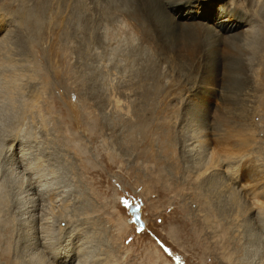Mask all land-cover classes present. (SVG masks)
<instances>
[{"label": "rangeland", "instance_id": "rangeland-1", "mask_svg": "<svg viewBox=\"0 0 264 264\" xmlns=\"http://www.w3.org/2000/svg\"><path fill=\"white\" fill-rule=\"evenodd\" d=\"M243 1L257 29L228 51L147 0L130 37L105 0H0V45L23 72L5 94L0 64V264L65 251L78 264H264V8ZM217 3L189 9L213 27L228 8ZM108 29L117 44L102 51ZM90 66L106 92L90 88ZM228 165L255 198L225 182ZM35 174L46 193L34 215Z\"/></svg>", "mask_w": 264, "mask_h": 264}, {"label": "bare ground", "instance_id": "bare-ground-1", "mask_svg": "<svg viewBox=\"0 0 264 264\" xmlns=\"http://www.w3.org/2000/svg\"><path fill=\"white\" fill-rule=\"evenodd\" d=\"M140 0H105V3L110 11V13H112V17H114L117 22H120L121 20H123L124 22V25L123 27H119L117 28V31L118 29H120V31L123 32L124 35L130 37L132 35V33L135 31V28L133 27L134 24L137 22L138 24H140L142 22V16L140 15V3H139ZM148 2H150L152 4V8H154L155 10H164L165 8L168 9L169 11H172V8L173 9V12H171V14L173 15L171 18L170 16L168 15L167 16V19H166V22L167 23H170L172 25V27H175L176 28V31L177 32H181V33H185V34H188L189 32H192L194 34H198L196 36L200 37L201 36V31L202 29L206 30V33H208L211 38V42L212 44L214 45V47H218L221 46L223 48H225L226 50L228 51H234L235 49L238 48V45L241 41H243V44L247 42V40L249 39L250 35L252 33H254V31L257 29L256 27V23L253 21V19L255 17L252 16V14L250 13V11L248 10L246 4L244 3L243 0H218V3H217V7H220L221 6H224L226 5L228 8L226 9H220L217 11V18L215 19V25L213 27H208L206 25H202L201 23H199L198 21H195V20H199L196 16L194 15L193 11L190 10L189 8H193L195 6H199V5H206V3H208L210 0H147ZM259 3L263 6L264 8V0H258ZM163 7H162V6ZM208 5V4H207ZM165 7V8H164ZM159 8V9H157ZM89 9V8H88ZM264 11V10H263ZM82 15V14H81ZM111 15V14H110ZM227 16H232L234 17L235 19H237V22H234L233 20L230 21V22H223L222 18L223 17H227ZM111 17V16H110ZM78 18V17H77ZM81 18V17H80ZM113 18V20H114ZM172 19V20H171ZM254 20H259V18H255ZM90 21V20H89ZM164 20H162L163 22ZM262 21V20H261ZM108 22H110V25L115 28V23H117L116 21H112V19H108ZM204 22V21H203ZM218 22V23H217ZM90 23V22H89ZM205 23H207L205 21ZM95 23L92 22V25H94ZM115 24V25H114ZM209 24V23H208ZM99 25V24H98ZM210 25V24H209ZM219 26H223L224 27V30H220V27ZM168 26H167V30L166 32L168 31ZM116 29V28H115ZM110 30V29H108ZM259 30L262 34V38L264 39V21H262V23H260L259 21ZM111 31V30H110ZM107 31V37L105 38L106 36V33H105V30H104V34L101 35L99 37V45L103 48L102 51H106L109 47H110V50L114 49L112 46H113V43L117 44V41L113 39L114 37V33L111 31ZM141 35L143 36H146V30H141ZM97 38V37H96ZM140 40L142 41L141 43L139 42L138 44V49L139 48H143L145 47L146 45H144V38L141 36ZM1 43V41H0ZM261 45L264 46V40L261 41ZM4 48V47H3ZM134 50H137V48H135ZM216 50V48H215ZM96 58V57H94ZM98 59L101 60V64L102 65H105V62H106V58H104L103 56L100 57V55L98 56ZM143 59V58H142ZM147 61V60H145ZM156 61V60H154ZM13 60L8 52V50L6 48L2 49L1 48V45H0V64H2L3 66V69L7 66V68L9 70L6 69L7 72L3 71L5 73L4 78L5 79V83H4V89L2 90H5V94H12L13 91H15V88L16 87H20V81H18L17 83V80L19 79L20 75H21V72L17 71L16 69H14L12 67V63ZM144 63V62H143ZM2 68V67H1ZM0 68V70H1ZM93 67L91 68L90 66V70L88 72V80H89V84H90V88L92 90H97L98 92H106V89L105 88H98L95 83H96V73H95V70L93 71ZM250 70H253L252 68H250ZM97 71V70H96ZM2 70H1V73L0 74H3ZM256 72V70H255ZM23 73V72H22ZM96 76V77H95ZM22 78V77H21ZM102 83V82H101ZM18 84V86H17ZM3 88V87H2ZM17 89H20V88H17ZM119 89V88H118ZM1 90V91H2ZM110 90V89H109ZM107 91V92H110V91ZM19 91V90H17ZM112 92H116L115 91H112ZM16 93V91H15ZM10 97V96H9ZM264 104V102H263ZM13 144V145H12ZM12 147L14 146V143L12 141ZM201 145V144H200ZM204 145V142L203 144ZM11 147V148H12ZM10 148V149H11ZM16 150V149H15ZM7 151V150H6ZM6 153V152H5ZM12 153V152H11ZM212 159V158H210ZM202 160L203 161H206L207 160V154L205 156L202 157ZM210 161V160H209ZM227 161V159H226ZM225 161V162H226ZM14 162V161H13ZM39 162V161H38ZM213 162V161H212ZM37 163V162H36ZM206 162L203 163L202 167L206 168ZM208 164V163H207ZM214 164V163H213ZM21 165V164H20ZM35 165V164H34ZM16 167V165H15ZM18 167V166H17ZM20 167V166H19ZM228 167H231L230 165L226 166V169L224 170L226 172V175L223 174V177L225 179V182H227L228 180H232L233 182V186H234V191L238 192L239 194H241L243 192V194H246V193H250L251 195H257L256 191H254L255 189L254 188H249V185L248 187L245 186L246 191H243L242 190V187L243 184H241V180H239L238 178V174H236V172H234L233 170L232 171H229L228 172ZM36 168V167H35ZM9 169V168H8ZM22 169V168H21ZM24 169V168H23ZM231 169H234V168H231ZM23 171V170H22ZM14 175V174H13ZM31 175V174H30ZM38 175V174H37ZM37 175L35 174L31 180H29L28 182V185L26 186L27 187V190H29L28 193H31V195H33L34 199H35V202H37V204H32V208H31V211H32V214H34L35 212H37L38 210V207H36V205L38 206V200H43L44 199V193H46V190H45V187L42 185L41 182H44L45 180L41 181L40 179L38 180L37 179ZM25 176V175H24ZM42 176V175H41ZM220 176V175H219ZM28 177V176H27ZM31 178V177H30ZM42 178V177H41ZM20 179H23L20 178ZM40 181V182H39ZM46 182V181H45ZM239 184H238V183ZM47 189V188H46ZM26 190V191H27ZM263 192V191H262ZM262 192H259L258 194L262 193ZM21 193V192H20ZM49 194V193H48ZM29 195V194H28ZM261 195H264L261 194ZM260 195V196H261ZM30 196V195H29ZM254 196V198H255ZM40 202V201H39ZM31 204V203H30ZM26 206V205H25ZM262 206V205H261ZM34 207V208H33ZM248 207V206H247ZM249 209V208H248ZM263 211V210H262ZM250 213L249 216L250 218L253 219V217H257L259 216L258 212L257 214L253 212V208H250ZM253 213V214H252ZM31 214V213H30ZM29 214V215H30ZM139 214H140V209H139ZM35 215V214H34ZM37 216V215H36ZM28 218V217H27ZM141 218V217H140ZM260 218V217H257V219ZM34 219V218H33ZM38 220H39V217H38ZM46 219H44L45 221ZM261 220V219H260ZM25 221V220H24ZM47 221V220H46ZM33 222V221H32ZM39 222V221H38ZM251 222V221H250ZM257 222V220H256ZM27 223V222H26ZM44 223V222H43ZM49 223V222H47ZM33 225V224H32ZM48 226V225H47ZM263 226V225H262ZM45 227V225H44ZM43 227V231L45 230ZM9 227L7 226H4L2 228V230H0V235L4 234L5 232H9ZM50 230V229H49ZM46 231V230H45ZM31 232V230H30ZM38 232H41V234L43 233L42 231H38ZM50 232V231H49ZM31 234V233H30ZM36 234H34V237H35ZM38 235V234H37ZM40 235V234H39ZM49 236V234H47ZM51 235V234H50ZM69 235V234H68ZM42 236V235H41ZM8 237V236H7ZM39 237V236H38ZM45 237V235H44ZM6 238V237H4ZM50 238V237H49ZM48 238V239H49ZM31 240H34V239H31ZM47 240V239H46ZM39 241V240H38ZM41 241V240H40ZM45 242V240H44ZM53 242V241H52ZM30 243V242H29ZM41 244L43 242H40ZM50 243V242H49ZM35 244V243H34ZM44 244V243H43ZM42 244V245H43ZM74 244H78L77 242L74 243ZM25 245V244H24ZM46 245V244H45ZM69 245V244H68ZM29 246V245H28ZM32 246V245H31ZM47 247H48V244H47ZM54 247V246H52ZM5 248V247H4ZM35 248V247H34ZM46 250L47 248L44 247ZM51 248V247H50ZM49 250V248H48ZM54 250V249H53ZM63 251V250H62ZM46 252V251H45ZM53 252V251H51ZM55 252V251H54ZM78 251H76L77 253ZM6 253V252H5ZM8 253V252H7ZM6 253V254H7ZM48 253V252H47ZM52 254V253H51ZM53 255V254H52ZM73 254H70V251H65L64 253H59V255L55 254L53 255V262L55 264H75L76 263V260L79 259L77 258L75 260V258L73 259ZM8 256V255H7ZM77 256V254H76ZM79 257V256H77ZM0 259H6V256L4 254V251L2 249H0ZM80 260V259H79ZM78 260V261H79ZM9 262V261H8ZM12 262V261H11ZM10 262V263H11ZM8 263V264H10ZM100 263V262H99ZM78 264V262L76 263ZM103 264V263H102ZM263 264V263H262Z\"/></svg>", "mask_w": 264, "mask_h": 264}, {"label": "water", "instance_id": "water-1", "mask_svg": "<svg viewBox=\"0 0 264 264\" xmlns=\"http://www.w3.org/2000/svg\"><path fill=\"white\" fill-rule=\"evenodd\" d=\"M129 212L131 214V216L133 217V219L138 223L143 225V221L140 218V214H139V206L138 204L134 203V204H130L129 207Z\"/></svg>", "mask_w": 264, "mask_h": 264}]
</instances>
